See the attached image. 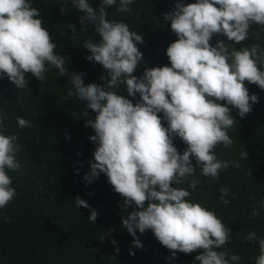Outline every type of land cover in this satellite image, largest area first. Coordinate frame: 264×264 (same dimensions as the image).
Masks as SVG:
<instances>
[{"label": "clouds", "instance_id": "clouds-1", "mask_svg": "<svg viewBox=\"0 0 264 264\" xmlns=\"http://www.w3.org/2000/svg\"><path fill=\"white\" fill-rule=\"evenodd\" d=\"M132 3L133 0H119L118 4L117 0H102L96 11L88 0H72L73 6L84 13L81 23L95 24L99 33L98 43L88 39L83 47L91 52L86 59L100 63L110 76L101 87L97 83L85 85L82 74L68 73L67 58L55 51L57 45L31 0H0V74H6L20 89L28 83L25 73L44 82L50 70L46 65L58 69L60 76L69 75L73 87L68 88L67 96L86 101V108L97 113L95 120L86 122L96 133L90 139L99 143L94 151L95 162L85 179L91 182L105 173L114 190L125 198V210L132 204L139 209L123 217V227L134 238L137 230H152L173 256L177 251L187 254L199 250L195 257L199 264H238V254L222 250L231 233L222 218L204 202L190 199L188 190L171 185L183 181L196 188L199 181L187 179L195 176L190 159L193 156L205 177L219 178L220 171L228 169L229 164L240 167L239 161L219 159L215 149L221 144L230 148L235 143L228 129H236L237 121L228 105L238 109L243 118L258 102L255 94L249 95L244 81L264 89V47L253 43L230 50L223 41L212 46L210 40L218 33L236 44L248 39L251 24L264 27V0L177 3L175 11L164 17L171 20V29L178 36L167 48L171 66L146 68L140 79L133 73L142 61L137 44L144 42L143 36L130 30L123 20L108 19L104 7L116 5V12L131 13ZM70 28L75 31L72 25ZM86 29L87 24L81 30ZM121 84L130 96L138 92L140 102L133 104L119 95ZM160 112L167 127L161 122ZM83 115L87 117L88 112ZM3 123L0 118V127ZM16 123L21 129L33 126L22 116L16 117ZM174 135L188 146L183 154L173 145ZM18 141V133L0 132V209L16 196L8 172L20 168L16 157L23 146ZM247 156L245 149L240 152L241 160ZM220 193L221 202L229 204L226 197L231 194L230 188L222 186ZM75 205L90 208L79 196L75 197ZM260 207H264V200L257 202L252 216H259ZM97 215L91 209L88 220L94 222ZM243 239L259 241L256 264H264V238L251 231ZM133 244L142 247L139 239H134ZM130 254L134 252L130 250Z\"/></svg>", "mask_w": 264, "mask_h": 264}, {"label": "trees", "instance_id": "trees-1", "mask_svg": "<svg viewBox=\"0 0 264 264\" xmlns=\"http://www.w3.org/2000/svg\"><path fill=\"white\" fill-rule=\"evenodd\" d=\"M196 2L133 0L131 13L116 12V5L104 6L108 19L123 20L130 30L143 36L144 42L137 44L142 53V61L133 73L137 79L146 68L171 66L167 48L178 36L171 29V20L164 19L165 14L174 12L177 3ZM88 3L99 11L102 0H88ZM31 5L39 9L38 18L57 45L55 51L67 58L68 73L82 74L85 85L97 83L104 87L110 79L107 70L100 63L86 59L91 52L83 47L88 39L100 41L95 24L81 23L84 13L73 6L72 0H31ZM85 24L87 29L82 31ZM218 41H223L230 50L253 43L264 47V27L251 24L248 39L240 44L223 33L213 34L210 44L217 46ZM46 68L50 70L46 71L44 82L25 73L28 83L22 89L6 74H0V118L4 121L0 132L18 133V142L23 146L16 157L20 168L8 172L16 196L0 209V264H199L195 259L199 250L187 254L177 251L173 256L152 230L144 233L137 230L134 238L123 227V217L139 209L132 204L125 210V198L114 190L105 173L91 182L85 179L91 163L95 162L94 151L99 143L90 139L96 133L86 122L95 120L97 113L86 108V101L67 96L68 88L73 87L69 75L60 76L58 69L49 65ZM244 84L249 95L258 97V102L252 104V110L243 118L238 115V109L228 105L237 121L236 129H228L235 143L230 148L221 144L215 149L219 159L239 161L240 167L229 164L228 169L220 171L219 178L205 177L193 156L190 159L196 169L195 176L187 179H196L199 184L195 189L183 181L173 182L171 186L191 192L190 199L204 202L231 229L230 240L222 250L238 254L241 257L238 264H256L259 241L243 238L251 231L264 238V207L258 209L259 216H252L257 202L264 200V89L247 80ZM118 94L133 104L140 102V94L130 96L123 84ZM85 111L87 117L83 115ZM158 115L167 127L163 112ZM17 116L31 121L32 128H19ZM173 145L180 154L188 147L178 135L173 136ZM244 149L248 156L241 160L240 152ZM222 186L230 188L231 194L226 197L231 201L229 204L220 200ZM77 196L86 200L90 208L76 207ZM91 209L98 213L92 223L88 220ZM134 239H139L142 247H136Z\"/></svg>", "mask_w": 264, "mask_h": 264}]
</instances>
